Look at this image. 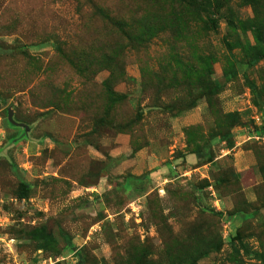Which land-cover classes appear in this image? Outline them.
<instances>
[{
    "label": "rangeland",
    "instance_id": "rangeland-1",
    "mask_svg": "<svg viewBox=\"0 0 264 264\" xmlns=\"http://www.w3.org/2000/svg\"><path fill=\"white\" fill-rule=\"evenodd\" d=\"M0 264H264V0H0Z\"/></svg>",
    "mask_w": 264,
    "mask_h": 264
},
{
    "label": "water",
    "instance_id": "water-1",
    "mask_svg": "<svg viewBox=\"0 0 264 264\" xmlns=\"http://www.w3.org/2000/svg\"><path fill=\"white\" fill-rule=\"evenodd\" d=\"M9 116H10V118L12 117V113L11 112L9 113Z\"/></svg>",
    "mask_w": 264,
    "mask_h": 264
}]
</instances>
